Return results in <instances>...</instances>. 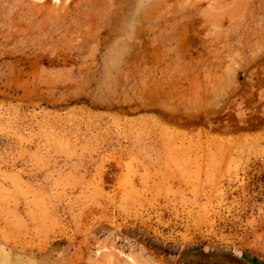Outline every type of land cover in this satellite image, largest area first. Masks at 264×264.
<instances>
[{
	"label": "rangeland",
	"instance_id": "rangeland-1",
	"mask_svg": "<svg viewBox=\"0 0 264 264\" xmlns=\"http://www.w3.org/2000/svg\"><path fill=\"white\" fill-rule=\"evenodd\" d=\"M202 249L264 264V0H0V264Z\"/></svg>",
	"mask_w": 264,
	"mask_h": 264
},
{
	"label": "water",
	"instance_id": "water-1",
	"mask_svg": "<svg viewBox=\"0 0 264 264\" xmlns=\"http://www.w3.org/2000/svg\"><path fill=\"white\" fill-rule=\"evenodd\" d=\"M183 258L190 264H258L245 256L231 252H209L207 250H198L183 254Z\"/></svg>",
	"mask_w": 264,
	"mask_h": 264
}]
</instances>
